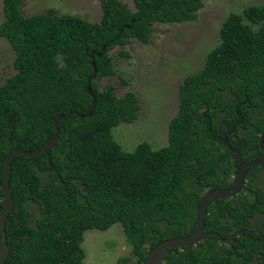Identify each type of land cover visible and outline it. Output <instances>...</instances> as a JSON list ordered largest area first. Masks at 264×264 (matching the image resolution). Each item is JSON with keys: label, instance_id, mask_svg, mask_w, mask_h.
Returning a JSON list of instances; mask_svg holds the SVG:
<instances>
[{"label": "trees", "instance_id": "obj_1", "mask_svg": "<svg viewBox=\"0 0 264 264\" xmlns=\"http://www.w3.org/2000/svg\"><path fill=\"white\" fill-rule=\"evenodd\" d=\"M23 1L2 0L0 36L14 50L15 72L0 83V182L7 154L41 145L54 133L53 118L65 117L53 148L12 159L13 205L5 222L9 254L1 264H84V232L115 223L122 225L130 246V255L115 264H141L158 241L194 229L197 183L221 167L208 157L206 134L208 126L218 124V113L224 114L225 128L238 121L237 112L244 114L243 125L255 127L249 128L246 146L257 145L264 119L253 122L248 107H264V3L224 18L219 41L201 69L179 85L167 144L153 149L142 141L125 151L112 128L134 122L140 105L131 90L118 96L114 85H98L99 77L115 73L109 51L130 38L148 43L155 22L195 20L203 0H133V10L119 0H100L96 22L54 8L24 15ZM118 54L130 56L126 50ZM87 87L95 94L91 110ZM71 110L78 114L66 115ZM89 111L90 116H79ZM247 195L216 200L207 210V229L225 237L230 224L243 219L234 205H255ZM1 198L0 189V210ZM223 221L225 232L219 229ZM240 238V248L260 250L264 258L263 238L248 233ZM234 251L206 236L196 245L169 250L163 264H224L225 253Z\"/></svg>", "mask_w": 264, "mask_h": 264}, {"label": "rangeland", "instance_id": "obj_2", "mask_svg": "<svg viewBox=\"0 0 264 264\" xmlns=\"http://www.w3.org/2000/svg\"><path fill=\"white\" fill-rule=\"evenodd\" d=\"M134 9L133 0H119ZM195 20L177 23L155 22L148 43L135 38L124 45H115L113 75L98 78L100 87L115 86L118 96L127 90L135 92L140 105L138 118L131 123L121 122L112 128L113 138L125 151L146 141L157 149L167 144V126L178 109V88L183 78L201 69L205 56L219 41V27L230 12L240 13L247 5L263 4L264 0H203ZM54 8L57 13L80 16L90 22L101 17L100 0H24L20 9L24 15ZM0 0V22L2 21ZM126 50L130 56L118 54ZM15 53L4 37L0 36V83L15 70ZM84 264H115L121 256L130 255L120 223L106 230L88 229L81 243Z\"/></svg>", "mask_w": 264, "mask_h": 264}, {"label": "flooded vegetation", "instance_id": "obj_3", "mask_svg": "<svg viewBox=\"0 0 264 264\" xmlns=\"http://www.w3.org/2000/svg\"><path fill=\"white\" fill-rule=\"evenodd\" d=\"M237 108L238 106L235 107V110H237ZM248 114L251 115L253 122H257L261 118L264 119V107H259V106L256 107V105H250V107H248ZM223 115L224 114L222 112L218 113V119H217L218 124L214 125L213 127L208 126L209 132L206 133L207 136H209L207 138L209 151H210L208 157L209 158L211 157L212 159L215 160L217 159L221 167H219V169L216 170V173L213 174L212 176H207V181L203 183L201 182L197 183L198 185L197 191L200 195L199 202L201 200V197L209 190L215 187L227 188L231 186L233 178L236 175V168L238 165V159L236 153L234 152L235 150L240 153L242 161L247 164H249L254 160L259 159L263 154V149L260 144L259 137L262 133H264V129L256 133L257 145L249 149L246 146L247 145L246 140L249 134V128L250 130L254 131L255 127L252 125L249 127L244 126L243 119L245 115L244 114L240 115L239 112H237L236 117L237 116L239 117L238 121L235 122L234 125H232V127L225 128L227 122L224 121ZM218 127L220 128L218 129ZM223 142H225L232 149H228V147ZM262 144L264 146V138L262 140ZM234 162H236V165H233ZM230 165H233L231 167L233 168V172H231L229 176H226V170H227L226 168H228ZM241 194L252 195L255 205L253 204L234 205L236 208L238 207L240 209L239 217H243V219L239 220L238 224H236L235 222L231 223L230 230H228L226 236L223 238H226L232 235L233 233H236L237 231H241V232L233 236L228 242L224 243V242H220L219 240L218 241L222 244L229 245L231 250L233 251H234L233 245L236 244L238 250L234 251L232 254L225 253L224 264H264V258L260 250L259 252L253 253L250 251H246L245 248H240V245L244 242V240L240 238L243 233H248L253 237H260L264 239V161L253 167H248L245 170L243 177V187L236 194L227 198H216L208 202L206 207L205 220H204L205 230L211 231L207 229V225H206L208 207L209 206L215 207V201L220 199L231 200L233 197L241 199L242 198ZM250 195H247V197L251 198ZM258 195L261 197L260 200L257 199ZM196 209L194 213V229H195ZM32 210L34 213L37 212L36 208H32ZM225 221L222 222L223 225L222 227L219 228L222 232H225L226 230L224 226L226 224ZM30 224L31 225L34 224V221L31 220ZM212 232H216V231H212ZM206 236H210V235H205L199 242L204 240ZM262 246L264 247V244H262ZM251 253H253V255H251L250 257Z\"/></svg>", "mask_w": 264, "mask_h": 264}, {"label": "water", "instance_id": "obj_4", "mask_svg": "<svg viewBox=\"0 0 264 264\" xmlns=\"http://www.w3.org/2000/svg\"><path fill=\"white\" fill-rule=\"evenodd\" d=\"M93 68L95 69V64L92 63ZM86 92L90 94L92 101H91V108L90 110L95 106L96 100H95V94L90 90V87H87ZM72 114H78L77 110H71L68 111L66 115H72ZM91 111L84 115H79L80 117H86L90 116ZM64 114H57L53 120L52 124L54 127V133L41 145L34 146L31 150H24L22 148H15L11 150L5 160H4V168L2 173V180L0 182V189L2 191V198H1V210H0V264L5 261L9 254V245L6 241V232H5V222L8 213L10 212L12 205H13V199H12V193L11 188L9 184L10 175H11V163L12 159L17 155H24L26 157H33L39 155L42 151L45 149L50 150L53 148L57 142L58 138V122L62 119H64ZM264 138V133H262L259 137L260 144L263 149L262 156L250 162L249 164L245 163L241 159V155L236 150L234 151L236 153L237 159H238V165L236 168V175L233 178L231 186L227 188H219L215 187L208 192H206L202 197L201 200L197 206L196 209V215H195V229L187 235L184 236H176L171 237L167 239H163L158 241L152 248H150L145 256V258L141 261V264H163L165 254L175 248H182L183 246H193L196 243H198L205 235L215 236L220 242H228L233 236L237 235L241 231H237L236 233H233L232 235L223 238L220 236V234L212 231L205 230L204 220L206 215V207L210 200L216 199V198H227L234 194H236L242 187H243V177L245 170L248 167H253L257 164H260L264 161V146L262 144V140ZM223 141V139H222ZM228 149H232L230 146H228L225 142H223Z\"/></svg>", "mask_w": 264, "mask_h": 264}]
</instances>
